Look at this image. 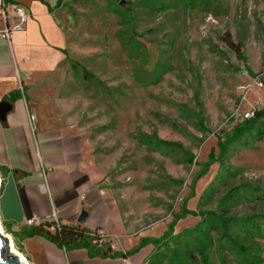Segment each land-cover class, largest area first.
Returning a JSON list of instances; mask_svg holds the SVG:
<instances>
[{
	"label": "rangeland",
	"instance_id": "374dc122",
	"mask_svg": "<svg viewBox=\"0 0 264 264\" xmlns=\"http://www.w3.org/2000/svg\"><path fill=\"white\" fill-rule=\"evenodd\" d=\"M13 2L27 10L29 115L87 143L91 172L138 243L129 252L186 211L162 246L145 245L149 264H264V121L246 117L264 109V0ZM118 227L97 230L99 248ZM0 229L31 264L30 240ZM188 236L203 254L188 256Z\"/></svg>",
	"mask_w": 264,
	"mask_h": 264
},
{
	"label": "crops",
	"instance_id": "0c3cea01",
	"mask_svg": "<svg viewBox=\"0 0 264 264\" xmlns=\"http://www.w3.org/2000/svg\"><path fill=\"white\" fill-rule=\"evenodd\" d=\"M6 6L12 18L16 5L7 0ZM8 26L12 28L11 23ZM25 44H29L25 31L12 34L9 43L0 37V105L9 106L0 119L2 224L19 237L20 245L23 239L30 240L26 249L21 247L31 264H144L149 247L129 252L138 243L126 237L113 198L100 187L101 177L91 172L87 143L67 127H54L51 119L29 115L21 96L24 72L19 68ZM52 210L62 225H81L90 232L110 229L117 222L122 233L103 237L111 240L105 257L91 256L82 247L63 250L41 236L21 235L23 219L47 220Z\"/></svg>",
	"mask_w": 264,
	"mask_h": 264
},
{
	"label": "trees",
	"instance_id": "16d2710c",
	"mask_svg": "<svg viewBox=\"0 0 264 264\" xmlns=\"http://www.w3.org/2000/svg\"><path fill=\"white\" fill-rule=\"evenodd\" d=\"M121 12L126 13V14L129 13L128 11L124 9H121ZM235 51L237 52V56H238L237 58L240 59V53L238 52V49H236ZM253 117H254L252 118L253 123L258 121L259 119L264 121V109L253 110ZM262 128H264V124H262ZM234 134H235L234 139H230L229 142L238 141L241 135V132H239V127H236L234 129ZM216 142H217L216 145H217L218 153L224 152L225 147L223 144V140L221 141L219 138H216ZM212 154L213 153H210L208 155V158L212 156ZM214 161L216 160L214 159ZM181 214L182 215L175 217L172 224L168 226L167 232L164 236L165 238L167 237V235L171 236L173 234V229L177 221L181 220L183 217H185L187 214H190V213L184 211ZM50 225L51 223L45 220L41 226H38L36 228H31V229H25V231L21 235L23 237L41 236L45 238L46 240H48L49 242H51L52 244H54L55 246H57L58 248H61L63 250L77 249V248L82 247V248H85L91 256L105 257L110 252L109 246H105L102 249L99 248L100 245L98 242L101 241V238L96 234L97 232L96 230L95 232L91 233L85 230L81 225H75V226L61 225L60 230L58 232H50L48 229ZM163 238L160 241L154 240V241H151V242L148 241V242L155 246H162ZM196 238L198 237H194L190 239V237L188 236L185 239L186 248L188 249V252L190 253V255H188L189 257H191L192 256L191 254H194V253L203 254V249L201 245L198 243ZM148 242L140 243L137 249H140L143 246L147 245ZM133 252H135V250ZM174 260H175V263L177 264L178 262H181V261L183 262L184 258L175 256ZM148 262L149 261H146L144 264H149ZM183 264H186V263L183 262Z\"/></svg>",
	"mask_w": 264,
	"mask_h": 264
},
{
	"label": "built area",
	"instance_id": "2783aa9c",
	"mask_svg": "<svg viewBox=\"0 0 264 264\" xmlns=\"http://www.w3.org/2000/svg\"><path fill=\"white\" fill-rule=\"evenodd\" d=\"M6 1L7 0H0V37L9 43L12 34H18L23 31L22 28L26 23L27 16L26 12L22 8L16 7L14 9V16L12 18H9L6 13ZM9 23L12 24V28H9ZM255 84L258 87H262L260 82ZM248 116L252 117L253 111L249 113V115H247L246 117ZM44 221L45 220L43 219L31 217L29 219H23L22 223L25 229H31L41 226ZM46 221L51 223L50 227L48 228L50 232H58L60 230V226L62 224L59 222L56 213L53 210L51 211V216Z\"/></svg>",
	"mask_w": 264,
	"mask_h": 264
},
{
	"label": "water",
	"instance_id": "95a60500",
	"mask_svg": "<svg viewBox=\"0 0 264 264\" xmlns=\"http://www.w3.org/2000/svg\"><path fill=\"white\" fill-rule=\"evenodd\" d=\"M118 5L123 9L128 8L127 3L125 2H120ZM5 108H9V106L7 104L2 103L0 105V110H2V112L0 113V119L2 121L5 116V112H4ZM0 264H25V262L21 258H19L14 253H12L9 245V241L5 236L2 235V233H0Z\"/></svg>",
	"mask_w": 264,
	"mask_h": 264
},
{
	"label": "bare ground",
	"instance_id": "6f19581e",
	"mask_svg": "<svg viewBox=\"0 0 264 264\" xmlns=\"http://www.w3.org/2000/svg\"><path fill=\"white\" fill-rule=\"evenodd\" d=\"M0 233H2V230H1V229H0ZM2 235L4 236L3 233H2ZM5 237H6V238L8 239V241H9V245H10V248H11L12 253H14L16 256H18L19 258H21V259L25 262V264H27V262L25 261V259H23V257H22L20 254H18L17 252H15V251L13 250L10 238H9L8 236H5Z\"/></svg>",
	"mask_w": 264,
	"mask_h": 264
}]
</instances>
